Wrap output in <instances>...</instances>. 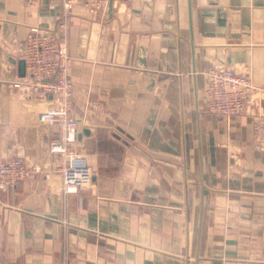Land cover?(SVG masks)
Masks as SVG:
<instances>
[{
  "label": "crops",
  "instance_id": "obj_1",
  "mask_svg": "<svg viewBox=\"0 0 264 264\" xmlns=\"http://www.w3.org/2000/svg\"><path fill=\"white\" fill-rule=\"evenodd\" d=\"M65 1L0 0V165L31 170L0 189V264H264V102L259 130L204 103L215 66L264 90V0ZM64 20L93 170L71 194L46 104L12 86L30 29Z\"/></svg>",
  "mask_w": 264,
  "mask_h": 264
},
{
  "label": "built area",
  "instance_id": "obj_2",
  "mask_svg": "<svg viewBox=\"0 0 264 264\" xmlns=\"http://www.w3.org/2000/svg\"><path fill=\"white\" fill-rule=\"evenodd\" d=\"M109 0H67L66 11L83 2L90 9L105 8ZM67 29L61 21L58 31L32 27L26 41L19 49V57L25 62L24 77L12 86L20 89L25 98L45 103L38 120L42 125H56L58 135L52 140L50 150L63 159L61 165L62 190L76 193L89 184L93 170L86 157L75 148L80 122L72 112L74 83L71 78L73 58L68 52L65 38L59 35ZM204 103L208 112L222 116L249 115L262 128L260 109L264 102V90L257 87L247 70L215 66L207 73ZM256 147H264V137L259 136ZM36 170V169H34ZM21 158L0 165V189L14 187L30 174Z\"/></svg>",
  "mask_w": 264,
  "mask_h": 264
},
{
  "label": "water",
  "instance_id": "obj_3",
  "mask_svg": "<svg viewBox=\"0 0 264 264\" xmlns=\"http://www.w3.org/2000/svg\"><path fill=\"white\" fill-rule=\"evenodd\" d=\"M19 71H20V74L21 75H24L25 74V62L23 60H21L19 62ZM85 133L88 135L89 134V131L86 129L85 130Z\"/></svg>",
  "mask_w": 264,
  "mask_h": 264
}]
</instances>
